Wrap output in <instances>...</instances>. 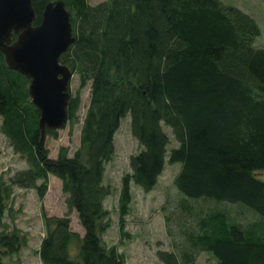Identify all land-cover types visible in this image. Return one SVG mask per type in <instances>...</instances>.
<instances>
[{
    "label": "trees",
    "instance_id": "1",
    "mask_svg": "<svg viewBox=\"0 0 264 264\" xmlns=\"http://www.w3.org/2000/svg\"><path fill=\"white\" fill-rule=\"evenodd\" d=\"M51 1L59 0H35V24ZM62 1L76 40L60 61L79 74L80 88H91L81 146L72 156L67 147L50 155L30 78L11 69L0 50L2 132L30 164L9 180L0 174V264L20 253L26 239L4 222L14 188L35 189L43 198L50 174L62 181L84 235L71 229L68 217L45 216L43 264H127L118 247L103 239L111 226L106 166L125 119L141 150L122 180L121 215L130 212L132 183L150 192L167 163L179 164L175 184L185 198L228 205L198 212L185 205L197 225L185 261L191 264L206 251L218 264H264V47L257 43V20L222 0ZM69 92L68 122L74 126L81 96L70 86ZM235 205L250 208L251 219ZM121 229L125 237L122 223ZM158 256L180 264L173 252Z\"/></svg>",
    "mask_w": 264,
    "mask_h": 264
},
{
    "label": "rangeland",
    "instance_id": "2",
    "mask_svg": "<svg viewBox=\"0 0 264 264\" xmlns=\"http://www.w3.org/2000/svg\"><path fill=\"white\" fill-rule=\"evenodd\" d=\"M104 0H89L93 5ZM232 4L254 17L261 27L257 43L264 47V0H222ZM70 91L73 95L80 93L81 108L78 112L79 122L57 130L56 135L46 136V145L51 156H57L60 148H69L72 156L81 146V130L85 111L90 102V84L80 88V76L75 73L71 79ZM3 118L0 116V174L6 180L17 171L30 167L27 159L17 153L10 144L9 138L2 132ZM172 144L177 142L171 136ZM131 131L130 120L125 119L115 136V155L106 166L105 184L112 191L105 199V208L109 211L110 228L103 234L105 243L117 246L125 255L127 264H165L158 256L159 251L176 254L180 264H188L183 258L188 248L190 232L196 228V217L187 211L185 205H192L196 212L201 207L219 206L228 208L227 204L210 203L207 200H190L177 189L176 176L179 164L167 163L157 186L150 192L132 183L133 201L127 215L120 213V190L123 177L131 173V157L141 149ZM230 207V206H229ZM235 208L249 212L246 219H251L250 208L235 205ZM45 216L64 218L71 221V229L84 235V230L76 210L67 205V194L63 191L62 181L50 174L46 195L38 196L35 189L14 188L4 222L10 228L19 229L25 241L17 255L6 256L8 264H43L39 249L46 235ZM126 236L121 234V223ZM77 251V247H72ZM191 264H218L215 257L206 251L198 253Z\"/></svg>",
    "mask_w": 264,
    "mask_h": 264
},
{
    "label": "water",
    "instance_id": "3",
    "mask_svg": "<svg viewBox=\"0 0 264 264\" xmlns=\"http://www.w3.org/2000/svg\"><path fill=\"white\" fill-rule=\"evenodd\" d=\"M34 2L0 0V50L11 69L30 78L29 91L40 110L39 127L44 141L47 130L67 125L73 72L61 63L60 57L76 37L62 0L46 4L39 24H35Z\"/></svg>",
    "mask_w": 264,
    "mask_h": 264
}]
</instances>
